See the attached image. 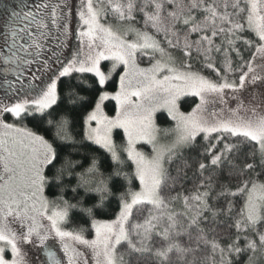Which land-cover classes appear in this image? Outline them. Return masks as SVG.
I'll return each mask as SVG.
<instances>
[{
	"label": "snow or ice",
	"instance_id": "6c2138e0",
	"mask_svg": "<svg viewBox=\"0 0 264 264\" xmlns=\"http://www.w3.org/2000/svg\"><path fill=\"white\" fill-rule=\"evenodd\" d=\"M0 17V264H264V0Z\"/></svg>",
	"mask_w": 264,
	"mask_h": 264
},
{
	"label": "flooded vegetation",
	"instance_id": "af4514ba",
	"mask_svg": "<svg viewBox=\"0 0 264 264\" xmlns=\"http://www.w3.org/2000/svg\"><path fill=\"white\" fill-rule=\"evenodd\" d=\"M12 2H13L14 4H17V3H20L21 0H12Z\"/></svg>",
	"mask_w": 264,
	"mask_h": 264
},
{
	"label": "trees",
	"instance_id": "16d2710c",
	"mask_svg": "<svg viewBox=\"0 0 264 264\" xmlns=\"http://www.w3.org/2000/svg\"><path fill=\"white\" fill-rule=\"evenodd\" d=\"M114 105V102H110V107H112Z\"/></svg>",
	"mask_w": 264,
	"mask_h": 264
},
{
	"label": "rangeland",
	"instance_id": "374dc122",
	"mask_svg": "<svg viewBox=\"0 0 264 264\" xmlns=\"http://www.w3.org/2000/svg\"><path fill=\"white\" fill-rule=\"evenodd\" d=\"M17 4H18V3H17ZM0 18H2V17H0ZM148 150H149V148H148V147H146V148H145V151H148Z\"/></svg>",
	"mask_w": 264,
	"mask_h": 264
}]
</instances>
